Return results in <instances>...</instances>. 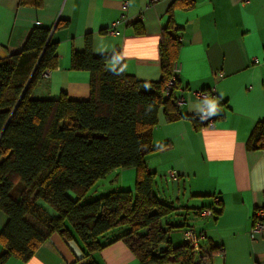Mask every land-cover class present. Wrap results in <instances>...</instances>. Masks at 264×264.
I'll list each match as a JSON object with an SVG mask.
<instances>
[{"label":"crops","instance_id":"0c3cea01","mask_svg":"<svg viewBox=\"0 0 264 264\" xmlns=\"http://www.w3.org/2000/svg\"><path fill=\"white\" fill-rule=\"evenodd\" d=\"M61 21L67 25L59 27ZM35 25L51 28L58 65L34 85L32 96L58 99L65 94L74 100L90 96V73L71 65L73 52L84 50L87 34L95 55L111 56L113 49L122 52L126 47L125 73L157 81L162 76L163 30L169 25L179 29L176 65L187 103L173 121L161 108L152 132L154 150L146 156L155 175V193L177 209L172 214L177 222L165 218L163 226H180L159 249L184 244L191 229L206 233L213 250L210 264H264V234L256 240L249 235L255 210L264 207V149L247 148L255 126L264 122V0H43L40 8L0 0V59L19 52ZM100 47L107 50L97 51ZM210 89L222 97L214 128L191 118L199 102L195 92ZM136 182L135 168L116 169L87 197L134 191ZM215 195L221 199L217 215L198 214L213 206ZM8 220L0 209V232ZM127 230L124 226L107 232L100 238L107 245L92 255L73 229L69 237L54 232L31 258H12L6 264H86L91 258L97 264H143L124 240L115 238Z\"/></svg>","mask_w":264,"mask_h":264},{"label":"trees","instance_id":"16d2710c","mask_svg":"<svg viewBox=\"0 0 264 264\" xmlns=\"http://www.w3.org/2000/svg\"><path fill=\"white\" fill-rule=\"evenodd\" d=\"M21 2L43 6V0ZM175 8V3L169 8L171 17ZM178 31L172 25L163 30L162 76L157 81L108 71L111 56L95 55L87 34L84 50L74 51L71 60L74 70L90 73L86 100L65 94L58 99L32 96L44 72L58 65V46L49 27L35 25L19 52L0 59V209L9 217L0 232V264L12 258L26 261L51 233L69 237L71 229L92 255L107 245L101 237L124 226L128 230L115 238L124 240L143 264H195L185 243L159 249L180 226H163L162 220L177 209L158 198L155 175L146 164L161 108L170 121L181 116L175 102L178 89L167 92L179 58ZM145 83L151 87L146 89ZM191 118L201 125L196 114ZM247 148L264 149V122L255 126ZM121 168L137 170L134 191L85 200L99 180ZM220 205L211 206L216 215ZM207 255L211 259L213 250ZM86 264L97 263L91 258Z\"/></svg>","mask_w":264,"mask_h":264},{"label":"built area","instance_id":"2783aa9c","mask_svg":"<svg viewBox=\"0 0 264 264\" xmlns=\"http://www.w3.org/2000/svg\"><path fill=\"white\" fill-rule=\"evenodd\" d=\"M154 2L158 0H152ZM129 6V2L125 1L123 3L124 9H126ZM51 70H47L44 72V76H49ZM179 67L175 64L174 67V74L170 78L167 86V92L171 90H176L178 89L179 95L176 98L175 102L179 107H182V105L187 103V98L183 96L182 91L183 89L179 86V81H178V74H179ZM182 89V91H181ZM197 98L199 101H201L204 97L206 96H216V93L213 89L210 90H199L195 92ZM219 118V115L212 117L209 121H199L201 122V125L203 127H208V128H214L216 126V122ZM214 199V206L217 207L219 206L221 199L219 195H215L213 197ZM201 216H215V210L214 208H205L200 212ZM255 216V223L249 233L251 239L256 240L263 236L264 234V207L258 208L254 212ZM185 244L187 245V249L189 248L194 252V261L195 264H210V259L208 258L209 256L207 255L209 253V246L206 243L207 241V235L206 233H197L194 230L189 229L188 231L185 232Z\"/></svg>","mask_w":264,"mask_h":264},{"label":"clouds","instance_id":"9594fccd","mask_svg":"<svg viewBox=\"0 0 264 264\" xmlns=\"http://www.w3.org/2000/svg\"><path fill=\"white\" fill-rule=\"evenodd\" d=\"M107 49L105 47H100L97 51L103 52ZM126 56V47L124 51L117 52L115 49L112 50L111 58L106 65L108 71L121 75L126 71V65L123 64V61ZM144 87L150 88L151 85L149 83H145ZM222 97L216 96H206L201 101H199L195 108L193 109L196 115L199 117L201 121H209L212 117H215L220 114V100ZM148 110H151V105H149Z\"/></svg>","mask_w":264,"mask_h":264},{"label":"rangeland","instance_id":"374dc122","mask_svg":"<svg viewBox=\"0 0 264 264\" xmlns=\"http://www.w3.org/2000/svg\"><path fill=\"white\" fill-rule=\"evenodd\" d=\"M85 200H91V198H89V197H87ZM85 200H84V202H85ZM169 221L171 222V223H173V224H175L177 221V217L176 216H174V215H171L169 218Z\"/></svg>","mask_w":264,"mask_h":264},{"label":"water","instance_id":"95a60500","mask_svg":"<svg viewBox=\"0 0 264 264\" xmlns=\"http://www.w3.org/2000/svg\"><path fill=\"white\" fill-rule=\"evenodd\" d=\"M51 37V36H50Z\"/></svg>","mask_w":264,"mask_h":264}]
</instances>
